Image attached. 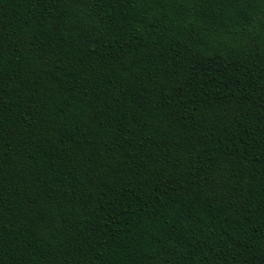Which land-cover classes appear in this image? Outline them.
<instances>
[{
  "label": "trees",
  "instance_id": "1",
  "mask_svg": "<svg viewBox=\"0 0 264 264\" xmlns=\"http://www.w3.org/2000/svg\"><path fill=\"white\" fill-rule=\"evenodd\" d=\"M0 264H264V0H0Z\"/></svg>",
  "mask_w": 264,
  "mask_h": 264
}]
</instances>
